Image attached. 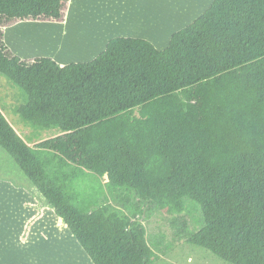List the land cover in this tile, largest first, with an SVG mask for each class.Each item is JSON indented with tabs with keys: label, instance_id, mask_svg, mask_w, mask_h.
I'll list each match as a JSON object with an SVG mask.
<instances>
[{
	"label": "trees",
	"instance_id": "trees-1",
	"mask_svg": "<svg viewBox=\"0 0 264 264\" xmlns=\"http://www.w3.org/2000/svg\"><path fill=\"white\" fill-rule=\"evenodd\" d=\"M69 2L0 0V73L29 95L27 124L62 132L30 145L0 109V146L94 264H154L141 217L159 210L175 238L264 264V0H214L164 49L116 36L62 64L8 45L6 27L63 22ZM90 173L105 187L81 190ZM185 197L203 213L197 232Z\"/></svg>",
	"mask_w": 264,
	"mask_h": 264
},
{
	"label": "rangeland",
	"instance_id": "rangeland-1",
	"mask_svg": "<svg viewBox=\"0 0 264 264\" xmlns=\"http://www.w3.org/2000/svg\"><path fill=\"white\" fill-rule=\"evenodd\" d=\"M91 13L90 15H92ZM65 19L63 25H60L64 29H68L69 21L66 22L67 18L65 17ZM40 22L41 26L36 29L22 26L25 28L23 30L24 35L18 37L19 40L24 41L21 42L22 45L19 44L21 48L25 47L36 54L27 56L28 58L45 56L47 53L51 54L52 51L57 55L61 53L70 54V58L73 57L75 51L78 54L83 53L85 47L76 44L80 39L78 36L85 30L71 33L69 29V34L63 39V28L55 24L56 22ZM94 23L96 21H93ZM72 24L75 25L76 22H70L73 27ZM42 38H48V40L43 41ZM104 40L100 39L101 44ZM100 48V45H94L91 51L92 55H96L95 52ZM3 81H5V77L0 75V84H4ZM15 88L21 95L22 91L18 87ZM13 98L17 99L16 97ZM6 100L10 101L8 97ZM11 114L13 115H8L7 119L30 145L58 135L57 132L60 131L58 127L38 128L35 125L24 124L22 117L19 118L14 113ZM107 182V175L100 177L90 173L87 178L78 182V186L81 190L90 193L99 184L105 187ZM104 195L106 192L100 194L101 200H103ZM184 202L190 229L192 232H197L204 226V216L200 206L188 197L184 198ZM141 220L147 229V236L151 245L160 256L154 264H229L209 250L189 244L184 239L175 238V230L170 224L169 215L166 211L159 210L149 219L142 216ZM162 234L165 237L161 245H154L152 241L159 242L162 239ZM0 264H94L73 233L56 215L54 209L43 200L13 157L1 146Z\"/></svg>",
	"mask_w": 264,
	"mask_h": 264
},
{
	"label": "crops",
	"instance_id": "crops-1",
	"mask_svg": "<svg viewBox=\"0 0 264 264\" xmlns=\"http://www.w3.org/2000/svg\"><path fill=\"white\" fill-rule=\"evenodd\" d=\"M213 1L214 0H70L66 15V22L69 21V28L64 29L62 26L63 22H56L55 24H62L60 26L64 31L63 39L69 34V29L71 33L85 30L78 36L80 39H78L76 44L79 46L83 45L85 50L80 54L75 51L72 58H70V54L61 53L57 55L53 51L51 54L47 53L45 56L54 57L62 64L72 61H88L102 52L108 41L116 36L145 38L152 41L157 48L164 49L170 44L171 37L177 30L199 18L209 8ZM90 12H92V15H90ZM71 21L76 22L75 25L72 24L74 25L73 27L70 25ZM93 21H96V23L93 24ZM22 26L36 29L41 26V22L26 20L20 21L14 24V26L6 27V41L18 54L25 57L34 56L36 54H33L25 47L21 48L19 46V44L22 45L21 42H24L18 39L19 36L24 35L23 30L25 28H22ZM42 39L43 41L48 40V38ZM100 39H105L102 44ZM58 40H60V38H58ZM94 45H100L101 47L100 50L98 49V51L95 52L96 55H92L91 52ZM0 75L3 74L0 73ZM4 77V84H0V109L6 117L14 113L20 118L22 117V109L28 107L29 95L18 87L22 91L20 95L15 88L17 86L6 76ZM6 97H8L10 101H7ZM24 124L27 123L25 122ZM60 133L62 132H57V134Z\"/></svg>",
	"mask_w": 264,
	"mask_h": 264
}]
</instances>
